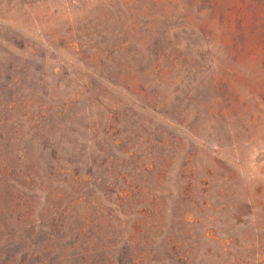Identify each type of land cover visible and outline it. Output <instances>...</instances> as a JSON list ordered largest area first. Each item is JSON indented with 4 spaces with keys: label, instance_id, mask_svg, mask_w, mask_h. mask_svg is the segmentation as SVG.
Listing matches in <instances>:
<instances>
[{
    "label": "rangeland",
    "instance_id": "1",
    "mask_svg": "<svg viewBox=\"0 0 264 264\" xmlns=\"http://www.w3.org/2000/svg\"><path fill=\"white\" fill-rule=\"evenodd\" d=\"M213 3L0 0V264H264V33Z\"/></svg>",
    "mask_w": 264,
    "mask_h": 264
},
{
    "label": "trees",
    "instance_id": "2",
    "mask_svg": "<svg viewBox=\"0 0 264 264\" xmlns=\"http://www.w3.org/2000/svg\"><path fill=\"white\" fill-rule=\"evenodd\" d=\"M209 1L215 2L211 6L214 16L223 30L229 31L234 47L247 50L244 37L264 33V0H224L221 6L218 0Z\"/></svg>",
    "mask_w": 264,
    "mask_h": 264
}]
</instances>
